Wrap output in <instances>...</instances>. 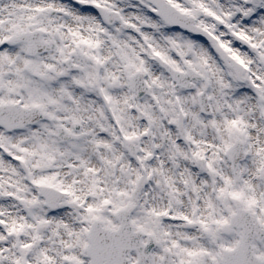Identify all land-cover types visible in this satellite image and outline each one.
I'll return each instance as SVG.
<instances>
[{
    "label": "rangeland",
    "instance_id": "374dc122",
    "mask_svg": "<svg viewBox=\"0 0 264 264\" xmlns=\"http://www.w3.org/2000/svg\"><path fill=\"white\" fill-rule=\"evenodd\" d=\"M4 1L11 2L10 0H0V6ZM69 1L71 4H75L80 13L89 12L95 17L98 15L92 8L94 4L108 10H122L124 15V7L136 9L140 15L129 16L125 21L131 22L135 27L142 30L143 41L145 38L153 43L157 41L158 49L164 52L168 51L172 55L171 57L176 62L170 61L176 68H180L179 64H186L202 73L204 80L196 82L194 90L187 91L175 86L174 82H170L168 76L159 73L158 75L164 79V82L159 85L166 87L167 90L165 95L168 96V104H166L165 98L156 90V84L150 79L148 80L147 77V73L149 74V71L157 66L150 50L140 44L141 48H144L143 56H141L142 61L140 58L133 59L132 57L136 47L134 52L129 49V55L124 59H120L115 50L112 51L114 55L112 66L119 74L123 75V81L126 82V87L123 90L129 89L122 101L125 116L123 119L120 118V123L124 125L125 134H128L132 138L131 141L138 146L139 154L145 161L144 165L148 174L145 188L134 199L133 193L141 173L127 152L121 150V147L119 148L121 138L113 125L110 124L111 119L107 114L105 104L102 103V98L105 99V96L101 95L104 93L102 92L103 89L96 83L95 75H92V71L97 72V67L94 61L95 55L90 46L82 44L80 41L78 45L68 44L67 46L72 47L67 50L63 41L64 37H60L59 31L54 27V22L58 20L61 23H67V17H63L55 8L47 9L43 14L52 21V24H47V27L41 25L40 14L38 16L35 14L28 15L25 20L20 15L18 20H21V24L11 27L9 33L3 37L5 31L1 25L3 23L8 24L10 22L9 17L13 16L14 13L8 15L2 13L6 10H0V20L2 19L0 21V48H9L10 52L18 49V53L29 59L30 66L27 67L31 68V79L38 85L37 91L33 92L19 86L17 87L18 90L7 91L3 87L5 78L0 77V104L20 101L26 107L38 105L46 112L44 121L15 132H8L0 127V233L3 226L1 220H7L3 208L7 210L8 207H13L17 210L14 212L20 215V221L10 225L9 230L12 233L1 238L8 244L9 248L6 251V256L4 253H0V264H91L86 252L92 223L98 220L103 226L114 230L120 225L116 219V213L123 208L132 213V225L135 230L144 234V242L147 241L146 238L149 235L157 240L158 244L150 259L151 261L144 264H163L165 253L170 256V264H223L225 249L237 247L242 237L241 229H233L231 233L224 232V227L229 224L231 217L238 209L249 210L256 220L264 224V154L255 152L250 147L249 138L257 136L258 140L261 141L259 149L264 151V27L257 21L259 16H263V19L260 20L261 22L264 21V0H209L210 6L207 2L198 4V7L209 8L222 17L221 21L214 24L215 27L212 29L221 34L220 38L225 39L227 46H224L227 50L245 65V72L240 77L235 75L236 73L230 66L222 67L208 46V57H194L193 53L197 42L194 44L190 36L167 31L162 27H153V21L142 16L141 12L143 8L151 11L152 8L145 5L142 0H75L76 3H73V0ZM220 1L221 4H219ZM18 2H22L21 8L28 9L27 7L30 6L27 0H18ZM122 5L123 8L120 7ZM13 9L11 8L9 11L11 12ZM149 16L154 17L152 13ZM142 18L148 22H141ZM98 20V24L102 25V29L106 31L103 39L109 42L110 47L114 45L112 39L120 40L121 35L124 34L125 37H128L129 34L122 28L121 23L104 25L99 16ZM79 21L81 20L79 19ZM62 27L61 24L59 29L62 30ZM28 30H40L43 32L42 38L45 42L56 43V48L47 52L51 53L49 59L46 60L50 62V73H39L37 68L32 67L33 60H37L41 55L30 56L27 54L28 46L21 43L23 40L15 41L18 44L14 45L6 44V39L18 38L19 35L28 33ZM48 31L50 36H47ZM1 37L3 38L1 39ZM67 38L73 37L71 34H66L65 39ZM246 39H252L253 43L258 45V55H252L246 48L244 43ZM133 42H136V45L138 43L137 39ZM10 52L8 53L10 54ZM210 57L218 66L217 72H214L215 67L208 62ZM67 59H72L75 64L82 67L81 70H68L65 64ZM138 68L141 71L144 70L145 80L150 87L149 94L142 100L136 97L135 92L130 91L132 90L130 77L126 75L127 72L132 74ZM43 77L46 78L42 79ZM204 88L209 89L210 98L216 106L214 107L216 109L215 117L210 116L208 118L209 124L208 129H206L209 130L208 133L211 134L212 138L204 139V146L208 148L210 145L209 147L214 150L208 153L198 147L195 153L190 155L187 148L182 150L181 146L174 142V136L170 132L174 127L172 123L175 120L174 117L177 116L175 105L181 104V99L186 102L191 101L190 99L193 102L194 99V106L197 108L196 94ZM62 91L69 94V99L65 102L62 99ZM107 96L109 97V95ZM154 98H158L160 103L157 104ZM173 100L178 103L174 104ZM65 105L67 108L79 106V110L75 113L80 112V110H89V108L94 111L95 118L90 124L92 131L85 133L84 122L77 121L83 125V128L81 135L78 134L77 140H73L74 142H64L56 137L59 126L71 125L72 122H76L75 119H64L62 110L65 109ZM247 105H249V111L244 113V108ZM135 106L144 112L147 119L145 122H138L140 125L135 123L137 121L136 114L134 116L130 114V109ZM185 108L189 111L188 106ZM97 110L100 112L99 114H97ZM131 123H135V127H132ZM120 128L121 133H123V126ZM147 131L155 133V138L159 139L153 147L148 142L147 144L142 137V134ZM35 136L38 137V140L33 139ZM100 137L104 138L107 144V147L103 149L96 144ZM236 140L245 144L247 156L235 174L231 164L227 161V155L228 149ZM110 143L119 148L120 156H115L116 153L111 152ZM83 144L84 148H81L80 146ZM26 145L29 146L28 151L22 149V147L27 148ZM5 148L15 155L20 153L23 158L13 162L6 161L4 157L6 155ZM81 154H85L87 162L93 161L99 165L101 164L100 155L107 157L106 163L101 167L103 175L111 185L108 190L97 188L96 179L89 178V173L83 168L84 166L79 168L80 165L79 167L77 165L73 169L74 161L78 162ZM203 154L206 155L202 157ZM215 156L217 161L214 160ZM204 157L208 160H205ZM4 160L8 163L7 167L13 170L14 175L21 180L23 189L17 185L18 183L12 185L8 182L11 178L6 175L8 169H3ZM56 163H61L59 169L66 171L69 168L71 172L75 171V175L79 176L78 182L72 181L78 185L87 177L89 187L79 191L74 184L71 185L67 181L69 173L61 177L62 182L57 180L59 176L53 170ZM166 164L169 168L174 169L172 172L175 171V179L172 181L178 182L179 187L181 184V190L185 192V195L192 190H198L197 187L207 188L208 183L212 184L210 185V195L203 191L206 197L211 198V201L203 206L205 210L203 217L200 215L202 211L198 212V209L202 208L199 205L201 204L199 197L194 204L189 202V195L180 196V200L169 197L168 182L161 181L163 179L160 175L163 170H167ZM251 167H253L251 170H253L254 179L260 186L259 191H255V193L248 191L243 186L244 178L248 175V169ZM188 171L193 173V176H190ZM223 173H228L229 181L230 175L232 176L230 181L232 184L229 181L225 182L222 177ZM4 174L8 181L3 180ZM184 174L188 177H184ZM167 177L171 179L168 174ZM216 181L218 182V189L213 187L216 185ZM42 184L51 185L58 189L67 186L69 191H65V193L68 201H76L83 206V209L78 214L64 207L60 210L50 209L38 191ZM97 191L99 194L96 193ZM156 192L157 194H155ZM163 214L172 215L179 219L178 221L163 219ZM57 218L72 224L77 235L76 242L75 239H71V235L68 234L65 227L54 221ZM45 226L47 235L49 234L48 237L43 233ZM191 230H196L201 235L200 239L208 243V251L190 257H179L177 246L173 244L167 247L165 238L171 232L178 234ZM45 236L46 240L43 241ZM55 236L61 237L65 242L75 243V246H72L76 250L75 256L71 252V258L63 255L60 260L58 256H54L57 262L51 260L52 254L50 253L52 252L49 249L52 246L47 243ZM22 239L25 241L21 242ZM253 245L255 255L259 258V264H264V239L256 236ZM57 252L58 254L64 253L63 250L61 251V247L58 248ZM131 257V261H137L135 251L132 252Z\"/></svg>",
    "mask_w": 264,
    "mask_h": 264
},
{
    "label": "bare ground",
    "instance_id": "6f19581e",
    "mask_svg": "<svg viewBox=\"0 0 264 264\" xmlns=\"http://www.w3.org/2000/svg\"><path fill=\"white\" fill-rule=\"evenodd\" d=\"M11 2L8 1H4L1 6H0V10H6L2 13L4 14H8L11 15L12 12L14 13L13 16H10V22H8V24L3 23L1 26H3V31H5L3 33V37L5 35H7L9 33V31L11 30V27H16V25L21 24V20H18V16L20 17V15L22 16V18L25 20L26 16L28 15H39V21L41 22V25L46 26L47 24H52V21L50 18H46V16H43V14H45V11L47 9L50 10V8H55L56 10H58L59 14H62V16H66L67 17V23H61V21H53L54 22V27L55 29H57V31H59L60 37H64L63 41H64V45L65 47L68 44H80V41L82 44H86L88 46H90V48L92 49V52H94V61H95V65L98 69V73L92 71V75H95V78L98 80V82H101L104 87H107L106 92L108 93L107 95H109V99L110 101L109 103V108L110 111L109 113H107L109 115V118L111 119L110 121H112V118H115V121L117 120V118H120V116H125V111L124 108L122 106V101L125 98V94L127 95L126 91L123 90L124 88V81H123V76L122 74H119V72L115 69V67L112 66V58L114 57V55L112 54V51L115 50L116 53H118L120 59H124L125 57H127V55H129V49L133 50L134 52V48L136 47V51L134 53V56L132 55L133 59H137V58H142L141 56L143 55V51L144 49L141 48L142 46L139 43V39L137 38V36L128 33V37H125L124 35H121V39L120 40H116V39H112L113 41V46H109V42L103 39V36L105 34L106 31H104L102 28V25L98 24V16H94L93 14L89 13V12H84V13H80V11H78L75 7V4H71V2L69 0H27V2L29 3V7H27L28 9L25 8H21L20 6L23 5L22 2H18V0H10ZM79 1V0H77ZM77 1L73 0V3H76ZM207 1V0H206ZM120 7H124L123 5ZM11 8H14L11 12L9 10H11ZM125 15L124 18L128 19V16H130V14H139V12H136L135 9L133 10L132 8H125ZM130 11H133L130 13ZM144 14V13H143ZM58 17V16H57ZM57 17H54L55 19ZM2 18H6V17H2ZM14 18V20H13ZM259 20H257L259 23H261L264 27V21L261 22L260 19H263V16H259L258 17ZM79 19L81 21H79ZM54 20V19H53ZM2 21V19L0 20ZM23 24H25V22H22ZM63 25L62 30L59 29L60 25ZM25 27V26H23ZM260 28V27H259ZM64 32H69V33H64ZM66 34H71L73 38H67L65 39V35ZM47 36H50V33L48 31ZM1 37V39L3 38ZM81 37V38H80ZM71 39V40H70ZM138 41L137 45L136 42H133L134 40ZM72 46H67V50L71 49ZM17 51V52H16ZM18 49L10 52L9 48H0V77H4V86L5 89L8 90H15L17 89V87H22L23 89H27L31 92L33 91H37L38 89V85H36L37 83L32 80L31 75V68H28L27 66H30V60L27 59L23 54L18 53ZM207 47L205 45H203V43L197 42L196 47H195V51L193 53L194 57H208V52H207ZM8 52H10V55ZM40 56V55H39ZM51 56V53H44L41 54V57L38 59H41L38 61V59H34L33 63H32V67L33 68H37L39 73H50L51 69H50V62H47L46 60L49 59V57ZM38 57V56H37ZM142 61V59L140 60ZM209 63L211 64V66H214V72H217L216 68L217 66L215 65L214 61L211 59V57L209 58ZM150 68V67H149ZM148 68V69H149ZM159 68L157 66H155V71L154 69H151L149 72V79L154 82L156 84V87L158 90V92L160 94H162V96L165 98V102L166 104H168V96L165 95L166 87H162L159 84H162V82H164L158 74L162 73V71L160 69H156ZM41 73V74H42ZM46 78V77H44ZM148 79V80H149ZM57 87H63V86H57ZM165 89V90H164ZM18 90V89H17ZM110 90V91H109ZM20 92V90H19ZM112 94V95H111ZM16 97V96H15ZM106 98V99H108ZM191 101L186 102L183 99H181V104H184L186 106H188L189 109V118L192 121L193 118L195 119L196 114H197V110L195 109L194 103L195 100L190 99ZM155 101L159 104L160 102L158 101V98L155 99ZM174 104H177L178 102L174 101ZM111 104L114 106V109H112ZM81 107L83 106L82 104H78ZM249 105H247L244 108V113L249 111ZM181 107V106H180ZM241 109V107H240ZM79 110V106L75 105L71 108H67L65 105V109L62 110L64 112V119L65 120H73L75 119L76 122L77 121H82L84 122V128H85V133H89L92 131V127H91V123H93L94 121V111L93 110H80V112L75 113L76 111ZM99 110V109H98ZM97 110V114H99L100 112ZM247 119V117H246ZM200 123H199V129L196 133L193 129H191V133L193 134H197L200 133L203 135V122L206 121L205 117H201L200 119ZM117 122V121H116ZM254 123V122H253ZM110 132L112 133V130H110ZM198 135V134H197ZM199 136V135H198ZM200 137V136H199ZM202 137V136H201ZM200 137V138H201ZM41 138V137H40ZM211 137V134L208 133V131L206 130L204 136H203V140L207 139L209 140ZM250 138V147L258 153L264 154V151H262L261 149H259V147L261 146V141L258 140L257 136H253V137H249ZM33 139L38 140V137L35 136V138L33 137ZM257 139V141H256ZM202 140V141H203ZM97 146L101 149L107 147V144L105 143V139L104 138H99L97 140ZM213 145V144H212ZM27 148L22 147V149L28 151L29 146L26 145ZM201 146H204V143H201ZM81 148H84V144L82 146H80ZM109 147L112 149L111 152H113L114 154L116 153L115 156H120V150L119 148H116L115 145L111 144L109 145ZM210 152H213V148L210 147L208 148ZM31 150V149H30ZM260 151V152H259ZM4 152L6 153V155H4L5 160L6 161H10L13 162L16 159H22V155L20 153H17V155H15V153H13L12 151H8L7 148L4 149ZM105 155V154H104ZM80 160L74 161L75 163L73 164V169H75L78 165H80L79 168H81V166H84L83 168H85L88 173H89V178H94L96 179V184H97V188H102L105 190H108L111 185L109 184L108 179L103 175V170L102 167L103 164L106 163L107 161V157L106 156H102L100 155V162L101 164L99 165L97 162L94 163L93 161L91 162H87V158L85 156V154H81L80 156ZM86 158V159H85ZM3 161V169H8V172H6V175L9 176L11 178V180H7V178L5 177V174L3 175V180H7L8 182H10L12 185H19L20 188H24V186L21 183V180L18 179V176L14 175V171L9 169L7 167L8 163L6 161ZM214 160L217 161L216 156L214 157ZM72 161V160H70ZM78 163V164H77ZM15 164V163H13ZM61 163H56L54 165V172L56 175L59 176V178L57 180L59 181H63L62 180V176L64 177V175L66 173H69V177L67 179V181L69 182V184H74V186L79 190H84V188H88L89 184H88V178L86 177V179H83V181L78 185L75 182H73L72 180H75L76 182H78V178L79 176L75 175V171H70V169L68 168L66 171L59 169ZM167 165V164H166ZM253 167L248 169V175L244 178V183L243 186L244 188H246L248 191H251L252 193H255V191H259L260 186L256 183L255 179H254V173L253 170H251ZM174 169L173 168H169L167 165V170L165 171L166 174L169 175V177H171V179L168 178V186H167V191L169 193V197H175L177 200H180V196H185V192H183L181 190L182 186L180 184V187L178 186V182H173L172 180L175 179V171L172 172ZM75 172V173H74ZM177 172V171H176ZM190 176H193V173H191L190 171L187 172ZM227 174V175H226ZM223 173L222 177L224 178L225 182L229 181L228 178V173ZM177 175V174H176ZM96 176V177H94ZM232 176L230 175V181H231ZM229 181V182H230ZM66 182V181H65ZM180 183V182H179ZM216 185H213V187H215L216 189H218V182H215ZM231 183V182H230ZM229 183V184H230ZM232 184V183H231ZM210 183H208V187L206 189V192L208 195H210ZM67 187V186H66ZM68 189V187H67ZM97 194H99V192H96ZM189 194L192 201L194 199V195L200 197V202L201 204H199L200 206H202V208L198 209V212L202 211L201 217H203L202 215L205 213V210L203 208L204 205L208 204L211 201L210 197H206L204 192H194L193 193L190 191L189 193H186V195ZM161 195V194H160ZM156 197L158 195H155ZM159 197V196H158ZM197 201V200H196ZM182 202V201H181ZM208 209L210 207H207ZM3 212L6 213L7 215V220L2 219L1 222L3 225V228L1 230L0 233V253H4V256H6V251L8 250L9 246L6 242H4V240H1V238H5V233L9 231L10 229V225L14 224L17 221H20V215H18V213L16 214L15 212L17 211L15 208L13 207H8L7 210L5 208L2 209ZM15 211V212H14ZM203 219V218H202ZM205 220V219H204ZM55 222L58 223V225L61 224V226L65 227L66 230L68 231V234L71 235V239L74 240L76 242V232L74 227L72 226V224L70 222H67L66 220H63L60 218H57L54 220ZM12 233V231L10 230L9 234ZM43 233H45V235H47V228L46 226L43 228ZM49 235V234H48ZM47 235V237H48ZM200 234L196 232V230H191V231H186V232H182V233H174L171 232L169 233V236L167 238H165V244L167 245H176L177 246V252L179 254V257L182 256H192V255H199L201 254L203 251H208V243L204 242L200 239ZM52 239V238H51ZM46 240V236L43 238V241ZM25 241L24 239L21 240ZM73 243V242H72ZM50 246H52L49 250L52 252L50 254H52V256L50 257L51 260H55L54 256H58V259L60 260L61 257L64 255L65 257H69L71 258V252L73 253V255L75 256L76 250L75 248H72V246H75V243L71 244L68 241L65 242L61 237H53V239L51 241H49ZM21 245H24V243H21ZM61 247V251L63 250L64 253L63 254H58L57 250L58 248ZM57 262V261H56ZM53 264V263H51Z\"/></svg>",
    "mask_w": 264,
    "mask_h": 264
},
{
    "label": "water",
    "instance_id": "95a60500",
    "mask_svg": "<svg viewBox=\"0 0 264 264\" xmlns=\"http://www.w3.org/2000/svg\"><path fill=\"white\" fill-rule=\"evenodd\" d=\"M50 46V47H48ZM44 46L43 44H34L31 46V53L36 52L37 49L43 51L45 49H51L52 44ZM68 65L72 67L69 62ZM236 70L240 71V65L233 62ZM198 79L199 77H194ZM44 114L39 108L34 107L32 109H25L20 104L17 105H7L0 107V124L7 127V129L13 130L14 128H24L29 123H35L42 119ZM230 159L233 162V167L236 168L240 161L245 158V153L242 144H236L230 149ZM52 207H55L50 203ZM239 216L233 218L232 223L228 226V231L234 226H242L245 229V236L242 239L243 244L240 249L230 252L227 254V261L225 264H236V261H241L242 264H256L257 258L252 254L251 241L254 238V234L264 235V231L259 227V225L251 226V224H246L240 222V217L243 213L239 211ZM129 216L121 215L123 226L119 231L112 232L110 235L105 230L96 229L98 225L93 227V231L90 235V242L92 243L89 248L90 256L93 258V264H102V260H106V264H131L130 261L125 260L126 253L134 248L140 251V261L141 263L144 258H149L150 254L155 246L154 242L150 241L149 245L146 247L138 245L140 242L139 235L136 233L132 234L128 224ZM104 231V232H103ZM131 232V233H130ZM137 263V264H139Z\"/></svg>",
    "mask_w": 264,
    "mask_h": 264
},
{
    "label": "flooded vegetation",
    "instance_id": "af4514ba",
    "mask_svg": "<svg viewBox=\"0 0 264 264\" xmlns=\"http://www.w3.org/2000/svg\"><path fill=\"white\" fill-rule=\"evenodd\" d=\"M200 2L201 3L205 2V0H191V1L190 0H175V3L178 4V7L181 10H183L185 12H188V14H191V15H193L195 17L196 22H197L198 25L200 24L201 27H203L205 29H210L212 23L216 24V21L210 16V13L209 12H204L205 8H193L194 5H197ZM187 9H189V10H187ZM207 11H209V10H207ZM159 22H160L161 25H165L168 29L175 30L172 27L166 25L163 20L159 19ZM132 31L134 33L139 34V31H137V30H132ZM185 34L188 35V36L190 35L194 39H197L194 35L187 34V33H185ZM216 37H217V35H216ZM201 117H204V116L200 113L199 110L197 111V117H195V119L193 118L192 121L190 120L189 115L184 116V119H183L184 120V130H183L184 131V135H182L180 132H178L177 128H175V130H174L175 131V137L177 138V140H178L177 142L181 146H184V147H186L188 149L192 148L191 138L193 136L195 137L198 133L197 134H193V133H191L190 130L193 129L195 131V133L198 130L200 131V129H199L200 120L199 119ZM72 127H74V126L72 125ZM123 141H124V137L122 138V144H123ZM156 141L157 140H155V139L153 140V142H156ZM153 142H152V144H153ZM122 148L124 149L123 145H122Z\"/></svg>",
    "mask_w": 264,
    "mask_h": 264
}]
</instances>
